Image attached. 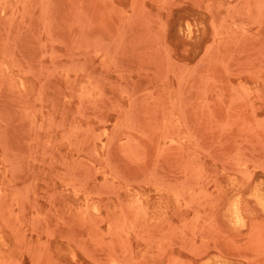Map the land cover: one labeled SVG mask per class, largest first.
I'll return each instance as SVG.
<instances>
[{"label": "rangeland", "instance_id": "374dc122", "mask_svg": "<svg viewBox=\"0 0 264 264\" xmlns=\"http://www.w3.org/2000/svg\"><path fill=\"white\" fill-rule=\"evenodd\" d=\"M0 218V264H264V0H0Z\"/></svg>", "mask_w": 264, "mask_h": 264}, {"label": "bare ground", "instance_id": "6f19581e", "mask_svg": "<svg viewBox=\"0 0 264 264\" xmlns=\"http://www.w3.org/2000/svg\"><path fill=\"white\" fill-rule=\"evenodd\" d=\"M4 160H6V159L4 158ZM6 161H8V160H6ZM7 165H8V164H7ZM12 166H13V165H12ZM8 167H9V166H8ZM4 169H5V168H4ZM3 190H4V189H3ZM17 191H18V190H17ZM1 192H2V191H1ZM17 193H18V192H17ZM236 205H237V204H236ZM236 205H235V210L237 209V208H236ZM12 206H13V205H12ZM235 210H234V211H235ZM11 211H12V210H11ZM234 211H233V212H234ZM237 211H238V209H237ZM237 211H236V212H237ZM237 213H238V212H237ZM11 214H12V213H11ZM234 215H236V213H235ZM239 215H241V214L239 213L238 216H239ZM232 217H233L234 220H235V216H232ZM0 219H1V218H0ZM2 219H3V218H2ZM2 219H1V220H2ZM4 219H5V218H4ZM238 219H239V218H237V221H238ZM242 219H243V218H242ZM2 221H3V220H2ZM239 221H240V220H239ZM235 222H236V220H235ZM13 224H14V223H13ZM10 226H11V225H10ZM12 226H13V225H12ZM12 226H11V228H12ZM21 236H22V235H21ZM1 239H2V238H1ZM3 246H4V245H3ZM1 259H3V258H1ZM9 260H10V258H9ZM4 261H5V260H4ZM4 261H3V263L7 262V261H5V262H4ZM5 264H7V263H5Z\"/></svg>", "mask_w": 264, "mask_h": 264}]
</instances>
